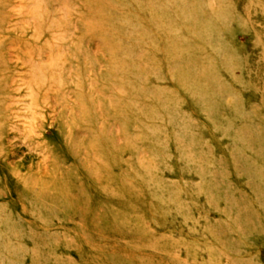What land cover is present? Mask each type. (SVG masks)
Masks as SVG:
<instances>
[{
    "label": "rangeland",
    "instance_id": "1",
    "mask_svg": "<svg viewBox=\"0 0 264 264\" xmlns=\"http://www.w3.org/2000/svg\"><path fill=\"white\" fill-rule=\"evenodd\" d=\"M0 264H264V0H0Z\"/></svg>",
    "mask_w": 264,
    "mask_h": 264
}]
</instances>
